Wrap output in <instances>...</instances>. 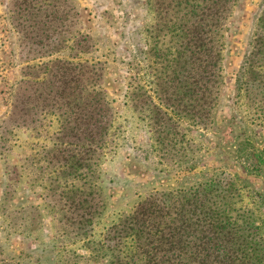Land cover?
I'll list each match as a JSON object with an SVG mask.
<instances>
[{"label":"rangeland","instance_id":"rangeland-1","mask_svg":"<svg viewBox=\"0 0 264 264\" xmlns=\"http://www.w3.org/2000/svg\"><path fill=\"white\" fill-rule=\"evenodd\" d=\"M167 1L0 0V264H65L73 252L80 254L82 241L63 239L75 215L67 210L69 188L61 187L55 166L84 146L95 147L89 131H95L101 113L94 92L101 87L113 105L109 140L120 155L104 165L111 188L103 219L90 226L95 235L151 186L189 182L192 171L224 156L211 147L220 143L227 149L232 141L227 123L232 88L264 3L238 0L227 23L224 88L212 127L171 111L188 112L185 101H191L188 95L178 100L176 81H168L176 64L174 33L162 36L173 23ZM85 90L94 92L87 105ZM161 135L197 147L200 160L191 172L160 171L164 166L152 148ZM49 183L50 189L42 187ZM97 199L93 192V207ZM62 245L71 250L67 257L58 253Z\"/></svg>","mask_w":264,"mask_h":264},{"label":"trees","instance_id":"trees-1","mask_svg":"<svg viewBox=\"0 0 264 264\" xmlns=\"http://www.w3.org/2000/svg\"><path fill=\"white\" fill-rule=\"evenodd\" d=\"M237 2L166 3L173 23L162 36L174 33L171 60L176 64L168 81H176L174 92H181L178 100L188 95L191 101H185V106L191 108L188 112L172 108L179 119L215 126L224 88L227 23ZM30 6L38 15L35 3ZM252 25L249 49L242 54L228 106L232 141L227 149L220 143L211 147L224 156H214L215 164L195 173L192 170L200 160L194 153L197 147L162 134L152 148L164 166L160 171H192L186 176L191 181L175 187L151 186L143 196L138 194L118 210L96 235L90 226L103 219L109 197L106 192L111 188L104 181V165L119 156L120 151L109 140L115 131L112 128L110 132L115 118L113 105L102 87L101 92L94 91L101 110L93 125L95 131H89L95 137V147L84 146L78 154L71 153L70 159L55 166L61 187L69 188L67 210L75 215L70 216L67 225L71 228L63 239L69 244L82 241L80 254L73 252L71 259L63 263L264 264V8ZM94 92L85 90L84 105L89 104ZM205 98L207 107L203 109ZM235 123L240 126H232ZM42 187L50 189V183ZM93 192L98 198L94 207L90 203ZM61 247L58 253L67 257L71 250Z\"/></svg>","mask_w":264,"mask_h":264}]
</instances>
